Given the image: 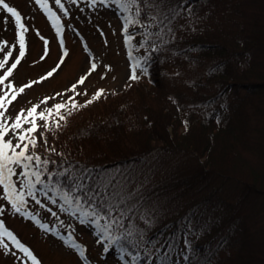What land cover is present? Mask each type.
Wrapping results in <instances>:
<instances>
[{"label":"trees","instance_id":"16d2710c","mask_svg":"<svg viewBox=\"0 0 264 264\" xmlns=\"http://www.w3.org/2000/svg\"><path fill=\"white\" fill-rule=\"evenodd\" d=\"M203 1L148 0L155 20L142 14L150 26L134 31L151 33L146 49L135 47L138 59L150 57L145 79L67 116L57 136L74 156L52 158L40 140L35 149L56 162L49 172L117 178L130 198L112 233L126 235L122 254L139 264H160L165 253L168 264H264V14L232 21L222 38L173 36L179 14ZM170 57L192 69L173 93ZM57 180L61 190L71 183Z\"/></svg>","mask_w":264,"mask_h":264},{"label":"rangeland","instance_id":"374dc122","mask_svg":"<svg viewBox=\"0 0 264 264\" xmlns=\"http://www.w3.org/2000/svg\"><path fill=\"white\" fill-rule=\"evenodd\" d=\"M5 2L19 11L22 22L29 29L25 34V56L13 70L12 76L0 85V96L4 93L8 94L5 99V108L8 111L5 115L11 123L18 112L26 111L32 106H39L38 112L51 108L55 113L56 103L66 104L67 107L60 110L66 116V120L60 122L61 126L56 128L53 121L52 127L48 130L41 128L35 136L37 141L40 140L46 155L57 159L74 156L77 149L57 136L65 125L67 116L83 111L96 102H105L123 94L130 85L145 79L139 70V79H129L131 65L135 61L131 60L128 54L131 50L132 56L138 59L135 47L140 45L144 38L134 31L144 27L129 26L134 39L132 45L128 46L125 44L122 32L123 17L126 15L118 10L115 3L109 2L106 7L99 0L95 6L90 0H76L75 3L72 0H62L67 10L65 15L55 6L53 0H49L52 10L60 16L62 31L58 36L48 15L35 3V0H5ZM260 14H264V0H204L190 11L184 9L179 14L172 26L173 36L180 38L198 33L222 38L234 26L232 21L251 19ZM149 31H153V28ZM16 32L14 18L0 9V46H4V51H0V59L7 51L13 53L5 68L0 69V75L7 71L14 62V57L18 55ZM45 41L48 42L47 48ZM4 42L14 47H8ZM92 63L96 64V70L87 75L83 84L78 83L79 79L90 70ZM49 71H53L50 77L47 76ZM166 72L169 79L167 93L184 90L192 76L190 66L174 57L167 59ZM9 84L12 85L11 88L8 87ZM25 85L31 86L25 87ZM73 85L76 86L75 91L71 90ZM21 87H24L23 93L19 92ZM99 90H103V93L99 98H95ZM13 95H16V99L9 104L8 101ZM88 101L92 102L88 103ZM73 103L77 105L76 108L72 107ZM37 123L43 122L38 120ZM28 126L24 125L25 128ZM45 139L48 141L47 144L44 143ZM50 148H54L55 151H49ZM33 151L36 153L35 149ZM2 194L0 188V196ZM51 195L53 193L50 192L49 196ZM38 198L46 207L42 208L29 199L25 210L34 215L38 214L37 218L41 223L48 225V231L41 229L31 219L14 213L11 205L2 199H0V208L3 209V214L0 215V220L24 246L32 251L41 264H86L77 250L67 247L54 233L65 238L71 236L76 244L81 245L88 258L87 264H132V258L124 256L113 246L105 253L103 249L109 241L104 236L97 235L94 225L82 223V217L80 213L75 212L74 207L69 208L60 199H57L56 204H52L43 196ZM47 209L55 212L56 216ZM261 224L260 220H257L256 226ZM111 234L115 237L114 233ZM4 243L8 244L10 251L5 254V250L0 249V264H32V261L7 237H4Z\"/></svg>","mask_w":264,"mask_h":264},{"label":"snow or ice","instance_id":"6c2138e0","mask_svg":"<svg viewBox=\"0 0 264 264\" xmlns=\"http://www.w3.org/2000/svg\"><path fill=\"white\" fill-rule=\"evenodd\" d=\"M73 3L76 0H72ZM100 3L104 4L106 7L108 3H115L118 10L121 12H130L132 15L124 16V27L122 32L124 34L125 44L128 46L132 45L134 36L129 31V26L140 25L145 29L150 26L143 23L141 16L143 14V20H155V17L149 16L144 9L148 7V0H99ZM35 3L43 9L53 27L55 28L57 35L59 36L62 31V25L60 23V16L57 15L56 11H53L49 5V0H35ZM55 6L67 14V10L64 8L62 0H53ZM90 3L95 6L97 0H90ZM0 9L5 10L7 13L14 18L16 27V43L18 44V55L14 57V62L10 64L7 71L0 75V85H3L5 80L12 76L13 70L21 63V60L26 54V39L25 34L29 31L28 27L22 22V17L19 11L5 2V0H0ZM190 11V9H189ZM175 14V13H174ZM167 18V17H166ZM39 35V33H37ZM144 39L140 42V47H145L148 43V37L151 33L145 30ZM42 38V37H41ZM43 39V38H42ZM45 43V48H47V41ZM7 45V42H4ZM8 47H14V45H7ZM155 49H153L154 51ZM0 51H4V46H0ZM129 58L135 61L131 65V75L129 79L137 80L140 78L138 75V70L140 73L147 72V62L150 59L149 56L144 57L142 60L137 59L132 56V51H129ZM13 57L12 51H7L6 55L0 59V69L5 68V65L9 63V58ZM44 57L42 56L41 59ZM61 63L63 62L61 58ZM96 70V64L92 63L90 65V70L85 76H82L78 83L83 84L87 75L91 74V71ZM55 71V69H53ZM53 71H49L47 76L53 75ZM47 78V77H45ZM35 83V82H34ZM31 85H25V87H30ZM9 88L12 85H8ZM76 86H72V91H75ZM20 93L24 92V87L19 89ZM103 93V90H99L96 93L95 98H99ZM7 93L0 96V188H2V196L0 199L7 201L11 205V209L14 213L21 214L26 218L31 219L35 224H37L44 231H48V225L46 223H41L37 218L38 214L34 215L31 212L26 211L29 199L34 201L37 205L42 208L46 207L41 200L38 198L43 196L49 199L52 204L57 203V199L63 201L64 205H68L69 208L75 209V212L80 213L82 223H88L95 226L97 235L104 236L105 239L109 241L107 245L104 246L103 251L105 253L109 252V249L115 244L119 252L124 253L127 248L121 241L126 240V235L113 236L111 233L114 229H120L123 227L122 217L124 216V209L122 205L130 197H126L119 187V181L116 177H107L105 175L93 176L91 170L84 169L78 174H72L70 170L65 169L63 172H49L48 165L55 164V161H51L47 158H42L39 154H36L33 150L37 148V138L35 134L43 128L48 130L52 127L54 121L55 127L59 128L61 126L60 122L66 120V116L61 113V109L67 107L66 104L56 103L55 113L52 109L42 110L38 112L39 106H32L30 109L21 110L18 112L11 123H9L5 113L8 111L5 108V99ZM16 99V95L12 96V99L8 101L9 104ZM92 101H88L91 103ZM73 108H76L75 103L72 104ZM70 114V113H69ZM42 121V124H38L37 121ZM29 125L27 128L24 125ZM187 126V122H185ZM11 134V136H10ZM6 139V137H9ZM41 137H43V132H41ZM15 140V143H13ZM44 143L47 144L48 141L45 139ZM49 151H55L54 148H50ZM19 169V171H18ZM47 174V182L42 179V177ZM64 177L65 180H71V183L67 188H63L61 181L57 180L56 185H52V176ZM16 178L15 180L13 178ZM53 195L49 196V193ZM53 216H56L55 212L51 209H47ZM63 211V206H61ZM3 214V209L0 208V215ZM103 221V223H101ZM64 241L65 245L69 248L78 251V255L87 264V257L85 255V249L76 244L72 240L71 236L65 238L59 236L58 233H54ZM4 237H7L16 248L21 250L31 261L32 264H41V262L33 255L32 251L24 246L12 231L5 227V224L0 220V249L5 250V254L8 253L9 246L4 243ZM103 243V241H100ZM185 245L190 247V242L185 239ZM171 247V246H169ZM123 258V256H121ZM141 257L138 255L132 256V264H139ZM160 264H168V253H165L163 257H158ZM184 260L188 261V256H184Z\"/></svg>","mask_w":264,"mask_h":264}]
</instances>
